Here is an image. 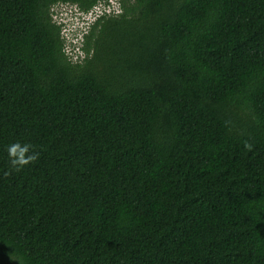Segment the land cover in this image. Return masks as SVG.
<instances>
[{"label":"trees","instance_id":"trees-1","mask_svg":"<svg viewBox=\"0 0 264 264\" xmlns=\"http://www.w3.org/2000/svg\"><path fill=\"white\" fill-rule=\"evenodd\" d=\"M99 1L0 0V264H264V0Z\"/></svg>","mask_w":264,"mask_h":264},{"label":"built area","instance_id":"built-area-1","mask_svg":"<svg viewBox=\"0 0 264 264\" xmlns=\"http://www.w3.org/2000/svg\"><path fill=\"white\" fill-rule=\"evenodd\" d=\"M121 0H103L97 2L91 9L87 11H79L76 5H58L56 7L60 8L63 11H66L68 16L71 17V27L68 29L62 28L61 35L65 41V50L70 53L72 61H79L83 54L81 51H78L77 54H72L69 50L70 43H78L82 40L83 34L89 29L91 24L95 19L101 15L104 16H114L121 13ZM54 22L57 24H62V19L57 17L55 14L52 17ZM78 30L77 33L72 32V30Z\"/></svg>","mask_w":264,"mask_h":264},{"label":"clouds","instance_id":"clouds-1","mask_svg":"<svg viewBox=\"0 0 264 264\" xmlns=\"http://www.w3.org/2000/svg\"><path fill=\"white\" fill-rule=\"evenodd\" d=\"M31 145L14 143L8 148V156L11 166L20 171L23 166L35 162L39 158V153H30Z\"/></svg>","mask_w":264,"mask_h":264}]
</instances>
